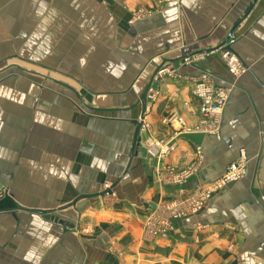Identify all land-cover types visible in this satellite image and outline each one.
I'll return each mask as SVG.
<instances>
[{"label":"crops","instance_id":"obj_1","mask_svg":"<svg viewBox=\"0 0 264 264\" xmlns=\"http://www.w3.org/2000/svg\"><path fill=\"white\" fill-rule=\"evenodd\" d=\"M252 1L0 0L1 59L23 58L15 33L27 24L30 40H45L36 52L44 48L47 61L23 60L56 75L49 88L25 76L0 83L1 93L47 89L44 106L28 113L9 109L10 101L25 103L23 92L0 95V208L5 201L45 212L82 196L43 215L0 210V264H264V0L228 43L248 68L235 83L221 57L227 46L195 54L224 42ZM168 64L176 74L143 111L140 95ZM201 72L232 87L218 134L195 131ZM198 148L197 170L168 181ZM240 151L244 177L214 192L198 214L173 220L166 237H143L157 204L212 185Z\"/></svg>","mask_w":264,"mask_h":264},{"label":"built area","instance_id":"obj_2","mask_svg":"<svg viewBox=\"0 0 264 264\" xmlns=\"http://www.w3.org/2000/svg\"><path fill=\"white\" fill-rule=\"evenodd\" d=\"M233 41V40H232ZM229 41V42H232ZM224 65L227 67L228 73L234 77H239L246 71V66L238 59L236 54L231 49H224L221 54ZM188 60V59H186ZM176 70L170 64L165 67H159L156 70L155 76L150 80V87L147 89L145 97L150 102L156 100L159 83L167 76H174ZM193 94L199 98V113L200 119L195 127V131L203 133L213 132L219 126V111L225 106L228 99V87L219 86L215 82V78L206 72H201L194 79ZM172 115L171 119H176ZM179 119V118H178ZM142 120V119H141ZM180 120V119H179ZM142 123V122H141ZM264 140V133L261 134ZM174 148V145L168 144L162 151L166 154ZM234 162L229 163L223 171V175L219 177L212 185L199 186L190 194H186L183 198L169 200V202L159 203L153 211L144 219L142 234L145 239L152 240L156 237H166L169 230L172 228L173 220L181 219L189 215H196L205 206L207 200L225 184L231 181H237L245 176L247 157L244 151H240ZM202 154L200 148L196 150L195 161L182 170L184 175L177 179L176 182H182L184 179L191 176L202 164ZM181 172V171H180ZM171 175L178 173L170 172ZM174 206L175 210L168 209Z\"/></svg>","mask_w":264,"mask_h":264},{"label":"rangeland","instance_id":"obj_3","mask_svg":"<svg viewBox=\"0 0 264 264\" xmlns=\"http://www.w3.org/2000/svg\"><path fill=\"white\" fill-rule=\"evenodd\" d=\"M10 18L11 17H9L8 19L10 21H12L13 19L12 18L10 19ZM30 29H31L30 26L26 24L21 29H17V32L15 33V37L18 39V42H16V44H15V51L17 52L18 55H20L23 58L16 59L13 55H8L7 58H2L1 59V55H0V70H2L0 72V83L1 82H9L11 84V82L14 79L15 76H20V77L25 76V79L33 80V82L35 84H39L41 86H46L47 88H49V86H48L49 84L53 85V82L49 83L50 82L49 78L56 77L54 72H52V71L50 72V71L44 70V68L42 69L40 67H37L35 64H32L30 62L26 63L23 60V59H27V57H30V58L32 57L31 59L34 60V61H39V62L47 61V58L44 55V52H45L44 48H42V50L36 52V49H37V47L39 45H43V46L45 45V40L44 39H42V40H34V39L30 40L29 38L30 37L33 38V36H34V35H32V33H31L32 30H30ZM43 29H44V26L42 25V28H40V30L42 31ZM16 64L17 65H20V64L23 65L25 70H27V72L21 73V72L17 71L18 68H17ZM3 69H4L5 72L3 71ZM156 70L154 71L152 76H155ZM247 70H248V68L246 67V71ZM206 73H208V72H206ZM209 75H212V74H209ZM230 76H231V78L233 79V81L235 83V80H237V77H234L232 75H230ZM160 84L161 83H159V85ZM12 86H7L8 87V91H6L5 93L4 92L3 93L0 92V95L2 94V95H4L2 97H4V98L7 97V99L12 100L13 97L17 96L16 94L18 92L19 93L23 92L22 90H17L16 88H14ZM55 86H57V85H55ZM57 87H60V86H57ZM74 87L77 88V85L74 84ZM149 87H150V85L148 86V88ZM228 88H229V86H228ZM24 89H25V91L23 93H24V97H25V101H24L25 103L22 105V103L20 101L19 102L10 101L11 102L10 103V107H9V109L11 110L10 112L13 111L14 113H18V110H20L19 108L22 109V106H23V107H25L28 110L26 112V113H28L31 110L35 111L37 109H40L39 105L44 106V102H42L40 97H43L44 95H46L47 89H43L41 91L38 90V89H32L31 87L24 88ZM159 89H160V86H158V88L156 89L157 93H159ZM231 90H232V87L227 89L228 94L231 92ZM157 96H158V94H157ZM145 99H146V97H145ZM33 101H35V102H33ZM149 103H151V102L148 99H146V105L149 104ZM45 106H46V104H45ZM2 107H3L4 113H5V109H7V108L4 107L3 105H2ZM80 107H81V109H84V107L82 105H80ZM224 107L218 113L219 114V118H220L219 119L220 123H221V118H222V115H223ZM1 111H2V108L0 107V113H2ZM13 112H12V114H13ZM20 112H21V110H20ZM220 123H219L218 129L213 130V132H215V134H218L219 131L221 130L220 129ZM259 133H260L259 134V138H261V134H263L264 131H262V129H259ZM262 142L264 143V140H262ZM261 150L264 151V146L263 145H262V149ZM247 161H248V158H247ZM183 170H185V169L183 168ZM183 175H184V172L181 171V172H179L176 175H171L169 177L168 181H171V182L175 181L176 182V180L182 178ZM103 185L106 186V184H103ZM107 187H109V184H107ZM106 189H104V190H106ZM2 193H5V192H2ZM4 195H6V193ZM168 209L175 210V207L174 206H170Z\"/></svg>","mask_w":264,"mask_h":264},{"label":"water","instance_id":"obj_4","mask_svg":"<svg viewBox=\"0 0 264 264\" xmlns=\"http://www.w3.org/2000/svg\"><path fill=\"white\" fill-rule=\"evenodd\" d=\"M255 2H256V0H253V1L251 2L250 7L244 12V14L240 17V19H238V21L232 26V28L230 29V31H229V33H228V36L226 37V39L224 40V42H222L220 45H218V46H216V47H214V48L197 51V53H195V54H199V55H200V54H208V53H211V51L219 50V49H221V47H225V46H227V47H226L227 49H230L228 43H229V41L234 40L233 35H232L234 29H235L236 27H238V26L241 24V22L247 17V15L251 12V10H252V9L254 8V6H255ZM157 69H158V67H157ZM249 71H250V70H249ZM149 85H150V84H149ZM149 85H148V86H149ZM148 86L146 87V89L142 92V94H141L140 97H139L140 102H141V104H142V110H143V111L145 110V106H146L145 94H146V91H147ZM143 111L140 113V114H141V117H140L141 119H143V116H144ZM141 125H142V123L139 121V122L137 123V126H136V130H137V131H136L135 139H134V141H133V145H134V147H133V149H132V151H131V153H130V156H129V159H130V160L132 159V157H133V155H134V152H135V150H136V148H137V146H138V145H136V143H137V139H138V135H139V132H140V127H141ZM262 131H264V128H262ZM130 160H129V161H130ZM130 162H131V161H130ZM130 162H129L128 166L130 165ZM128 166H127V169H128ZM117 183H119V181L116 182V183H115V182L112 183L109 187H107L106 190L102 191V192L99 193V194H100V195L107 194L111 189H113V188L116 186ZM79 198H82V196L78 197L77 199L73 200L72 202H70V203H68V204H65V205L61 206V207L58 208V209L49 210V211L46 210L45 212H44V211H41V210H37V209H27V208L22 207V206H20V205L11 206V205H10L11 202H10L9 200H8V202H10V203H5V204H4L5 201H2V202H1V204L4 205V207H3L2 209L0 208V210H14V211H16V210H21V211H25V212H28V213H36V214L43 215V214H46V213L54 212V211H56V210H58V211H62V209H65L66 207L73 206V205L77 202V200H78ZM5 205H6V206H5Z\"/></svg>","mask_w":264,"mask_h":264}]
</instances>
